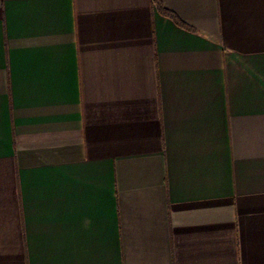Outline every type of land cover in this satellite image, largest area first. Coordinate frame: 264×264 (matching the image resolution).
Here are the masks:
<instances>
[{
  "label": "crops",
  "instance_id": "0c3cea01",
  "mask_svg": "<svg viewBox=\"0 0 264 264\" xmlns=\"http://www.w3.org/2000/svg\"><path fill=\"white\" fill-rule=\"evenodd\" d=\"M0 0V264H264V0Z\"/></svg>",
  "mask_w": 264,
  "mask_h": 264
},
{
  "label": "trees",
  "instance_id": "16d2710c",
  "mask_svg": "<svg viewBox=\"0 0 264 264\" xmlns=\"http://www.w3.org/2000/svg\"><path fill=\"white\" fill-rule=\"evenodd\" d=\"M154 2H156L159 5V8L163 10V7H162V4H161L160 0H154ZM163 11L167 15L171 16L170 12H167L166 10H163Z\"/></svg>",
  "mask_w": 264,
  "mask_h": 264
}]
</instances>
